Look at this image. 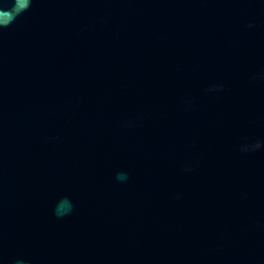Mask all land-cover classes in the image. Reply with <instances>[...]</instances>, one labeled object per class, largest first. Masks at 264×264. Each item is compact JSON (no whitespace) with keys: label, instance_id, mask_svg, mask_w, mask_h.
I'll return each instance as SVG.
<instances>
[{"label":"water","instance_id":"1","mask_svg":"<svg viewBox=\"0 0 264 264\" xmlns=\"http://www.w3.org/2000/svg\"><path fill=\"white\" fill-rule=\"evenodd\" d=\"M0 264H264V0H0Z\"/></svg>","mask_w":264,"mask_h":264}]
</instances>
